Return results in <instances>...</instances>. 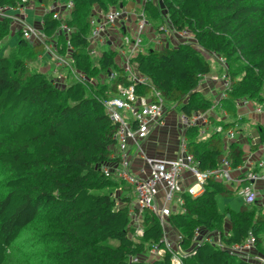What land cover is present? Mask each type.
I'll use <instances>...</instances> for the list:
<instances>
[{"label": "trees", "instance_id": "trees-1", "mask_svg": "<svg viewBox=\"0 0 264 264\" xmlns=\"http://www.w3.org/2000/svg\"><path fill=\"white\" fill-rule=\"evenodd\" d=\"M36 1L48 6L59 0ZM63 1L73 3L67 24L74 29L70 44L76 68L89 77L113 71L117 78L90 90L76 83L59 86L28 66L42 48L28 45L19 33L10 54L0 53V165L11 176L0 197V264H5L8 250L21 234L39 221L49 229L56 247L45 264H171L167 253L152 261L140 258L153 247H162L164 230L145 210L142 235L135 240L129 199L123 197L117 203L112 196L121 182L100 171L109 162L116 132L102 99L131 82L117 67L115 52L103 51L96 64L87 55L90 11L97 7L105 14L125 6L127 0ZM14 5L15 0H0V7ZM161 5L171 27L188 30L195 45L149 49L133 57L131 64L150 82L134 89L143 96L158 92L167 106L187 116L205 113L213 105L198 90L200 81L211 73L205 55L221 57L230 90L218 105L235 121L223 123L212 117L204 140L197 139L195 129L185 133L187 152L199 169H214L223 159L225 144L223 134L214 133L213 128L221 126L225 133L245 122L237 118L236 105L242 99L264 105V0H161ZM142 11L148 22L158 18L163 23L151 0ZM42 21L44 34L52 37L58 23L49 14ZM9 30L10 23L0 21V41ZM254 128L264 143V126ZM228 151L232 166L241 164L242 146L231 143ZM204 188L195 199L182 195L181 211L169 216L180 248L188 249L196 229L202 228L217 233L225 247L242 244L251 235L257 254L264 257V205L220 211L215 197H230L233 192L212 181ZM225 220L230 222L227 234L222 232ZM186 252L182 264H253L206 242Z\"/></svg>", "mask_w": 264, "mask_h": 264}, {"label": "built area", "instance_id": "built-area-1", "mask_svg": "<svg viewBox=\"0 0 264 264\" xmlns=\"http://www.w3.org/2000/svg\"><path fill=\"white\" fill-rule=\"evenodd\" d=\"M31 1L15 0L14 6L0 7V21L7 20L10 25H13L21 40L28 45L42 48L40 55L57 70L56 77L50 79L55 84L67 86L70 83H76L90 90L95 86L94 77H89L78 70L72 58L73 49L70 37L74 33V29L70 28L67 21L70 19L73 3L71 1L62 3L59 0L53 2L47 9H45V5L39 4L43 10L42 16L49 14L58 23L54 35L47 37L43 32L42 19L38 23V28L33 27L26 20L27 16L24 14V10ZM129 16L133 17L135 31L132 36L124 32L120 37L119 30L123 29ZM164 24V30L174 38L176 43L195 45L194 38L188 30L177 31L171 27L168 20ZM147 25L148 22L142 9L127 13L122 7H115L110 8L105 14L100 11L97 15L91 16L89 19L90 32L87 37V55L90 59L97 56L100 58L102 52L99 49L105 44H113L114 49L109 51L115 52L119 61L116 63L117 67L131 82L128 87L117 86L116 94H109L105 99H102V107L109 120L116 125V132L114 135L115 146L109 156V162L103 164L100 171L105 177L121 182L132 191L134 205L129 208V216L131 226L138 236L142 235L139 224L143 211L146 210L153 214L162 229H167L169 228L167 220L170 214L174 213L173 210L176 206L181 208L183 204L182 195L193 199L200 197L209 181L219 183L233 193H237L246 207L255 206L258 202L259 194L256 185L264 186V163L261 160H254L250 154L245 157L243 155L241 164L236 167L232 166L229 160L228 146L234 142L239 144L235 129L224 133L221 126L213 128L214 133L223 134L225 144L223 159L220 165L214 169L201 171L194 157L187 152L185 138L187 130L195 129L198 140H204L209 136L210 119L212 117L216 119L215 112L220 109L218 103L226 98V92L230 90V84L225 77H223V89L213 102L212 107L205 113H194L190 116L167 106L160 94L154 90L149 96L138 95L135 92V86L150 84L149 80L140 75L135 65L130 62L133 57L143 53V37ZM113 36L119 41L118 43L114 39L110 41ZM1 43L2 41H0V46ZM207 57L215 58L217 64L224 68V61L221 57L214 54ZM103 78L102 84L109 85L117 78V74L109 71ZM250 105L251 102L242 99L236 106L238 109H244ZM252 107L255 114H261L262 105L254 104ZM173 112H177V123L182 130L176 156L170 160L147 157L142 150V144L151 132L164 124L167 115ZM221 113L225 115L223 110ZM253 145L255 144L253 143ZM131 147L135 149L133 158L140 159L142 163L137 169H133V160L128 154ZM185 179H189V183L186 185L183 184ZM194 240L196 245L206 242L212 247L227 251L245 261L264 264V257L253 253L255 241L251 235L244 243L231 247H225L220 242L217 233H206L200 236L196 232ZM165 253L170 255L171 264H182V258L187 252H183L178 243L177 245L172 244L164 236L162 247H153L150 249L149 255L151 258L159 259ZM137 261V258H131V262Z\"/></svg>", "mask_w": 264, "mask_h": 264}, {"label": "rangeland", "instance_id": "rangeland-1", "mask_svg": "<svg viewBox=\"0 0 264 264\" xmlns=\"http://www.w3.org/2000/svg\"><path fill=\"white\" fill-rule=\"evenodd\" d=\"M146 1L147 0H127V3L128 2L136 3L138 5V8L136 10H139V9L143 8V5L145 4ZM60 2L63 3L65 1H60ZM151 2L153 3L154 6L158 7V9H159L158 14L163 19V23L159 24L160 21L158 18L156 19V21H149V22L147 21L148 25H147V29L145 31V35L143 37V40H144V48H143L144 50L143 51L145 52L149 49L161 50L167 46L169 47V45H172V44L174 46L179 45V43H176L174 38L170 37L168 35L167 31L164 30V28H165L164 22L167 21L168 19L166 17V14H165L163 8H162L161 0H151ZM127 3H125V4H127ZM51 4H53V3H51ZM30 5L34 9L32 7H29ZM50 5H48V6L45 5L46 6L45 9L49 8ZM29 6H27L24 10V14L27 16L26 20L30 25L38 28L39 24H38L37 20L39 17H37L35 15L36 14L35 9L40 6L39 2H37L36 0H32L31 3L29 4ZM92 11H93V8L90 11V15L92 14ZM129 17H131V16H129ZM126 29H127V34L129 36H132L134 31H135L134 24L133 23L127 24ZM18 40H19V35H18V33L15 32V27L13 25H10L9 33L2 40V45L0 46L1 55L2 56H8L10 54V52L17 46ZM171 48H173V46ZM99 50H100V52H103V51L107 50V47L106 46L101 47ZM98 60H99V56L91 59V61L94 64H96L98 62ZM205 60L208 61L209 65H210L211 73L209 76L204 77L200 81L198 90L201 93V95L206 98V95L209 93L207 90L210 89L209 83L211 82V79H216V78L220 79V83H222L223 77H225L226 71L223 69V66L220 65L221 68L218 66L217 62L215 61V58H213V57L209 58L206 56ZM28 66L30 68H32L33 70L40 71L39 70L40 67H37L38 65H36V67H35L34 62L29 63ZM104 76L105 75H102L100 72L93 76L95 79V84H94L95 86L93 88H96V87H98V85L102 84ZM96 84H98V85H96ZM59 86H61V85H59ZM261 97L264 98V86H263L262 91H261ZM253 105L254 104L251 103V106H253ZM172 114L176 115L177 112H173ZM175 121L177 123L176 119H175ZM177 125H178V123H177ZM178 132L182 133V130L179 128ZM249 132L251 133L252 131H249ZM248 144L250 146L251 142L249 141ZM161 147L163 148L164 146L162 145ZM1 149L2 148L0 146V150ZM263 160H264V155H263ZM10 178H11V176H10L8 170L4 166L0 165V197L4 193H6L4 185ZM128 195L130 196L131 194L128 191L127 187L124 184L120 183V185L117 187V189L113 192L112 196L116 200V202L119 203L120 198L126 197ZM128 199H129V203L131 205V199L130 198H128ZM215 202H216L217 208L220 211H223L225 208H228L229 210H231L233 212H238L240 210V208L243 206V200L237 193H233V195L230 197H224L222 195H218L215 197ZM263 205L256 204L255 207L259 209V208L263 207ZM178 211H181V208L176 206L174 208L173 212L176 213ZM263 214H264V210H263ZM167 222L169 224V228L164 229V236L172 244L177 245L178 236H177L176 232L172 229V226H171L169 220H167ZM139 226H140V224H139ZM229 229H230V222L228 220H225L223 225H222V232L224 234H227ZM196 232L200 236L204 235L206 233H210V232H208L202 228L196 229L195 233ZM49 233H50V231L47 228V226L43 222H40V221L36 222L35 224H33L32 226L27 228V230H25L21 234V236L18 238V240L15 242V244L8 250L7 260H6L5 264H45V261L50 259V256L56 252V247L53 243V240L49 238V236H50ZM134 236H135L134 237L135 240L139 238V236L136 234H134ZM194 245H195V240H194V243L191 244V246H189L188 249L183 250V252L189 251ZM253 253H255L254 255H258L256 248L254 249ZM140 258L141 259L145 258V259H147V261L154 260V258L150 257L149 252H147L144 256H140Z\"/></svg>", "mask_w": 264, "mask_h": 264}, {"label": "crops", "instance_id": "crops-1", "mask_svg": "<svg viewBox=\"0 0 264 264\" xmlns=\"http://www.w3.org/2000/svg\"><path fill=\"white\" fill-rule=\"evenodd\" d=\"M60 1H63V0H60ZM29 7H32V6L30 5ZM122 8L125 10V12L132 13L133 11H136V9L138 8V5L136 3L128 2ZM35 12H36L35 15L37 17H39L37 20L39 23L43 17L42 16L43 10H42V8L37 7L35 9ZM99 12L100 11L97 7H93V11H92L91 16L97 15V13H99ZM91 16H90V18H91ZM129 23H133L132 17H129L125 21L123 29L119 30L122 33V34L120 33V37H121V35L124 34V32H127L126 26ZM113 39L117 41L116 43L119 42L115 38V36L111 37L110 41H113ZM1 45H2V43H1ZM105 46L107 47V51L114 49L113 44L109 45V43H108V45L105 44ZM172 46L175 47L173 44L169 45V47L168 46L167 47L171 48ZM167 47H165V48H167ZM143 48H144V46H143ZM36 59H37L36 62H34L35 67H36V65H38L37 67H40V69H39L40 71H38V70L37 71L41 74L46 75L48 79H52V78L54 79L57 75V73H56L57 70L55 69V67L46 58L42 57L41 55H38ZM115 60H116V63L119 62L117 60L116 56H115ZM60 74H62V73H60ZM222 84H223V82L220 83V79H217V78L215 80L211 79V82L209 83L210 89L207 90L209 93L206 95V99H208L212 103L215 102V100L217 99V97L219 96L220 92L223 89ZM262 106H263V108H262L261 114H255L253 112V107L251 105L248 107H245L244 109H238L237 118H242V120H244L245 122L240 121V122L236 123L233 128L237 131L236 132L237 138L239 139V145L241 144V146H242V149L244 152V157L247 156L248 154H250L254 160H261L264 163V160H263L264 143L261 142L259 134H258L257 130L254 128V125L264 126V105H262ZM221 110H223V109H221ZM221 110L220 109L216 110L215 118H217V120L222 121L223 123H234L235 120L230 118L224 110L223 111H224L225 115H223L221 113ZM175 119L177 120L176 115H174L172 113L168 114L165 121H164V124L161 125L160 127L156 128L153 132H151L150 135L147 137V139L144 141V143L142 144V150L147 157L155 158V159L170 160L176 156L178 149H179L178 144L180 142L181 133L178 132L179 126L177 125ZM249 131H252V132L250 133ZM249 141L251 142L250 146L248 144ZM252 142L255 145H253ZM162 145L164 146L163 148L161 147ZM128 154H129V157L133 160V162H132L133 169H137L138 167H140L142 164L140 159H138V158L134 159L133 158L134 154H135V149L133 147H131L129 149ZM224 154H225V152H224ZM187 183H189V179H185L183 182L184 185H186ZM256 188H257L258 194H259V199H258L257 204L263 205L264 204V186L261 184L260 185L257 184ZM127 189L131 195L126 196V198L131 199V206H133L134 201H133L132 191L128 187H127ZM194 246H196V244Z\"/></svg>", "mask_w": 264, "mask_h": 264}, {"label": "water", "instance_id": "water-1", "mask_svg": "<svg viewBox=\"0 0 264 264\" xmlns=\"http://www.w3.org/2000/svg\"><path fill=\"white\" fill-rule=\"evenodd\" d=\"M122 6H119V8H121Z\"/></svg>", "mask_w": 264, "mask_h": 264}]
</instances>
